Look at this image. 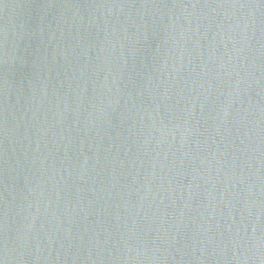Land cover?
Wrapping results in <instances>:
<instances>
[{
  "label": "water",
  "instance_id": "1",
  "mask_svg": "<svg viewBox=\"0 0 264 264\" xmlns=\"http://www.w3.org/2000/svg\"><path fill=\"white\" fill-rule=\"evenodd\" d=\"M3 264H264V0H0Z\"/></svg>",
  "mask_w": 264,
  "mask_h": 264
},
{
  "label": "snow or ice",
  "instance_id": "2",
  "mask_svg": "<svg viewBox=\"0 0 264 264\" xmlns=\"http://www.w3.org/2000/svg\"><path fill=\"white\" fill-rule=\"evenodd\" d=\"M0 264H3V260L2 259H0Z\"/></svg>",
  "mask_w": 264,
  "mask_h": 264
}]
</instances>
